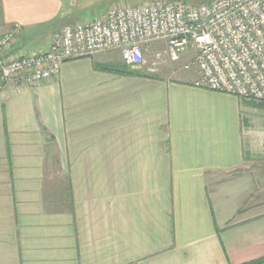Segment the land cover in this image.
Returning a JSON list of instances; mask_svg holds the SVG:
<instances>
[{"label": "crops", "instance_id": "crops-1", "mask_svg": "<svg viewBox=\"0 0 264 264\" xmlns=\"http://www.w3.org/2000/svg\"><path fill=\"white\" fill-rule=\"evenodd\" d=\"M97 1L0 0V36L18 24L9 53L45 51ZM142 65L111 50L3 84L0 264L264 257V106Z\"/></svg>", "mask_w": 264, "mask_h": 264}, {"label": "built area", "instance_id": "built-area-1", "mask_svg": "<svg viewBox=\"0 0 264 264\" xmlns=\"http://www.w3.org/2000/svg\"><path fill=\"white\" fill-rule=\"evenodd\" d=\"M19 33L15 24L0 36V89L10 79L56 78L65 61L111 50L136 68L144 63L145 45L162 41L156 58L176 62L188 55L183 69L197 74L194 86L264 102V0L113 5L100 17L53 31L45 51L9 53ZM261 145L264 151V130Z\"/></svg>", "mask_w": 264, "mask_h": 264}, {"label": "rangeland", "instance_id": "rangeland-1", "mask_svg": "<svg viewBox=\"0 0 264 264\" xmlns=\"http://www.w3.org/2000/svg\"><path fill=\"white\" fill-rule=\"evenodd\" d=\"M160 1H170V0H98L97 3L90 7H82L80 4L78 7L73 8V17L70 19H76L77 21H89L93 20L102 13H104L109 6L111 5H137V4H143L148 2H160ZM190 4L194 5H202V4H208L212 0H184ZM69 19V18H68ZM72 24V23H71ZM3 32V30L0 28V34ZM164 42L156 41L151 42L144 48V63L142 65L143 68L147 70V72H153L154 75L157 77H163V72L165 70L172 72L173 75H182L184 72L183 64L189 59V56H185L179 61L171 62L167 60V57L164 55L161 59H157L155 54L161 53L164 50ZM190 74L195 73L193 70L189 71ZM189 74V75H190ZM196 79V78H195ZM194 79V80H195ZM254 101V100H252ZM264 103V102H259ZM256 170H259L261 167L260 163H256L255 165ZM261 236L264 237V228H261Z\"/></svg>", "mask_w": 264, "mask_h": 264}, {"label": "trees", "instance_id": "trees-1", "mask_svg": "<svg viewBox=\"0 0 264 264\" xmlns=\"http://www.w3.org/2000/svg\"><path fill=\"white\" fill-rule=\"evenodd\" d=\"M0 19H1V9H0ZM260 105L264 106V103H259ZM260 262H264V257L262 258H258L256 260H251L245 263H241V264H255V263H260Z\"/></svg>", "mask_w": 264, "mask_h": 264}]
</instances>
